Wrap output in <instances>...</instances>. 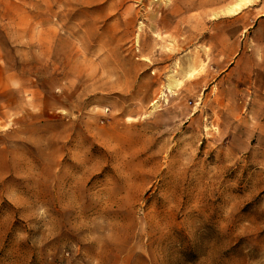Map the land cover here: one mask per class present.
Listing matches in <instances>:
<instances>
[{
  "label": "rangeland",
  "instance_id": "1",
  "mask_svg": "<svg viewBox=\"0 0 264 264\" xmlns=\"http://www.w3.org/2000/svg\"><path fill=\"white\" fill-rule=\"evenodd\" d=\"M8 1L0 264H264V0H128L142 13L109 45L78 9L26 47Z\"/></svg>",
  "mask_w": 264,
  "mask_h": 264
},
{
  "label": "crops",
  "instance_id": "2",
  "mask_svg": "<svg viewBox=\"0 0 264 264\" xmlns=\"http://www.w3.org/2000/svg\"><path fill=\"white\" fill-rule=\"evenodd\" d=\"M16 1L17 0L8 1L6 7L12 11H10L9 15L10 18L12 17L14 23L13 32L18 36L16 40H21H14V44L25 47L32 46L31 42L36 40H39V43H41L43 40L45 41V37L48 36L50 40L47 41L46 39L45 41L48 42V46H51L52 43L56 46V43L62 40L60 34L62 31L72 32V30H74V28L72 29V20L66 26L62 21L59 22L60 18L58 17L62 14L75 12L78 9H84L85 13L88 11L90 12L92 10L88 9H93L94 7L96 10L90 14L93 16V20L82 19L81 23L90 25L92 22V24L95 25L92 30L101 32V39L104 43H108L109 45L110 39L108 38V35L112 32L116 33L118 36L116 37L113 35L111 39L121 41V37L123 36L122 33L125 34L126 31L129 30L128 25L131 21L127 19L128 15L130 14L131 17L137 16L138 12L140 13L142 11L135 8L128 9V0H39V6L43 7L44 4L47 9L46 15H43L41 13L32 12V8L27 9L26 3L24 5V2L18 3ZM36 1L38 2V0ZM34 3L30 2V6ZM67 16H70V14ZM133 29L135 28L133 27ZM16 35H14L13 38H16ZM70 38L71 35H67L66 37H63V40H69ZM203 64V62L195 66L187 64L182 66V69L177 68V70H179L178 73H181V76L173 74L178 82V85L174 88L173 92L180 86L183 87L184 90H190V85L192 83L196 84L201 82V78L194 80L191 75L192 72L196 70L201 72V68H204ZM172 73H174V71ZM167 81L169 84L168 78ZM154 102L158 103L157 108H160L162 105H165L166 101L163 102L160 99H157L156 101L154 100Z\"/></svg>",
  "mask_w": 264,
  "mask_h": 264
},
{
  "label": "bare ground",
  "instance_id": "3",
  "mask_svg": "<svg viewBox=\"0 0 264 264\" xmlns=\"http://www.w3.org/2000/svg\"><path fill=\"white\" fill-rule=\"evenodd\" d=\"M251 0H235L234 3L229 5L226 9L225 12L226 14H231L235 15L237 14L240 9H242L245 5H247ZM178 82L174 78V75L169 76V84L167 85V89L169 91L174 90V88L177 86Z\"/></svg>",
  "mask_w": 264,
  "mask_h": 264
}]
</instances>
